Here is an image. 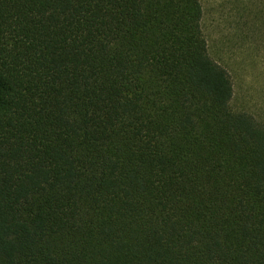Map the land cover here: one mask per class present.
<instances>
[{
	"label": "trees",
	"instance_id": "trees-1",
	"mask_svg": "<svg viewBox=\"0 0 264 264\" xmlns=\"http://www.w3.org/2000/svg\"><path fill=\"white\" fill-rule=\"evenodd\" d=\"M203 13L0 0V264H264V120Z\"/></svg>",
	"mask_w": 264,
	"mask_h": 264
},
{
	"label": "rangeland",
	"instance_id": "rangeland-1",
	"mask_svg": "<svg viewBox=\"0 0 264 264\" xmlns=\"http://www.w3.org/2000/svg\"><path fill=\"white\" fill-rule=\"evenodd\" d=\"M214 59L231 73L232 107L264 120V0H201Z\"/></svg>",
	"mask_w": 264,
	"mask_h": 264
}]
</instances>
